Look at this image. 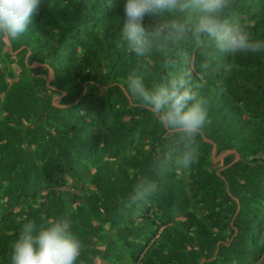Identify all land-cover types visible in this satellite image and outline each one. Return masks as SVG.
Here are the masks:
<instances>
[{"label": "trees", "instance_id": "16d2710c", "mask_svg": "<svg viewBox=\"0 0 264 264\" xmlns=\"http://www.w3.org/2000/svg\"><path fill=\"white\" fill-rule=\"evenodd\" d=\"M124 3L42 0L28 32L0 40V264L26 218L65 214L83 243L76 264H264V52L222 55L193 78L210 98L196 162L130 203L170 137L124 91L136 63ZM236 18L264 40V0H237ZM219 64L233 65L226 80ZM149 67L150 84L163 73ZM204 138L239 159L213 162Z\"/></svg>", "mask_w": 264, "mask_h": 264}, {"label": "clouds", "instance_id": "9594fccd", "mask_svg": "<svg viewBox=\"0 0 264 264\" xmlns=\"http://www.w3.org/2000/svg\"><path fill=\"white\" fill-rule=\"evenodd\" d=\"M42 0H0V40L18 41L39 14ZM237 0H125L120 39L135 65L124 91L147 109L170 137L149 163L150 175H138L130 203L159 192L170 166L188 169L198 158L197 138L210 123V98L196 76H206L222 55L264 52V40L236 18ZM147 18V21H146ZM163 74L150 84V64ZM182 62L183 66L170 71ZM226 80L233 65L219 64ZM67 214L37 224L27 219L12 244L11 264H76L83 243Z\"/></svg>", "mask_w": 264, "mask_h": 264}, {"label": "water", "instance_id": "95a60500", "mask_svg": "<svg viewBox=\"0 0 264 264\" xmlns=\"http://www.w3.org/2000/svg\"><path fill=\"white\" fill-rule=\"evenodd\" d=\"M40 65H41V64L34 63V64H33V67H38V66H40ZM52 77H53V72L50 70V75H49V77H48V81H50V80L52 79ZM53 103H54V102H53ZM54 105H55V106H58V107H64V106H59V105H57L56 103H54ZM204 140L207 141L208 143H210V144L213 145V149H212L213 162H217V161L223 159L225 156H227V155H229V154H234V155H235V159H234L233 162H236V161L239 159V155H238V153H236L235 151H227V152H225L224 154H222V155H220V156H218V157H215V153H216V149H215L216 146H215V144H214L212 141H210V140H208V139H206V138H204Z\"/></svg>", "mask_w": 264, "mask_h": 264}, {"label": "rangeland", "instance_id": "374dc122", "mask_svg": "<svg viewBox=\"0 0 264 264\" xmlns=\"http://www.w3.org/2000/svg\"><path fill=\"white\" fill-rule=\"evenodd\" d=\"M58 99H59V98H55V99H54V103H55Z\"/></svg>", "mask_w": 264, "mask_h": 264}]
</instances>
